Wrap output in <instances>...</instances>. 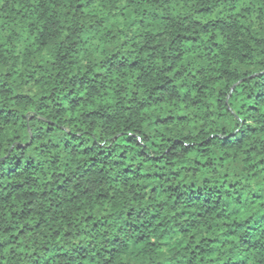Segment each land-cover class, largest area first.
Wrapping results in <instances>:
<instances>
[{"label":"clouds","instance_id":"obj_1","mask_svg":"<svg viewBox=\"0 0 264 264\" xmlns=\"http://www.w3.org/2000/svg\"><path fill=\"white\" fill-rule=\"evenodd\" d=\"M0 264H264V0H0Z\"/></svg>","mask_w":264,"mask_h":264}]
</instances>
